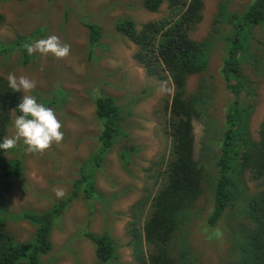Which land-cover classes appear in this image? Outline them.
<instances>
[{
  "label": "rangeland",
  "instance_id": "1",
  "mask_svg": "<svg viewBox=\"0 0 264 264\" xmlns=\"http://www.w3.org/2000/svg\"><path fill=\"white\" fill-rule=\"evenodd\" d=\"M203 1L202 20L189 35L204 43L208 64L189 77L187 96L199 95L202 90L199 106L203 112L193 121L195 155L210 177L217 173L224 118L235 97L231 88L241 87L237 79L226 83L221 71L229 55L244 73L241 79L245 89L253 90L257 99L249 130L253 139L260 137L264 119V19L257 25L247 22L246 10L255 0ZM169 12L168 1L158 11H150L144 7V0H0L4 19L0 45L11 52L0 53L3 86L8 85L10 72L37 81L29 95L45 106L57 97L53 109L65 133L64 140L43 155L28 153L22 141L7 152L11 163L19 161L21 175L12 178L13 189L4 205L6 230L15 242L34 243L37 226L24 216L51 209L53 203L74 194L52 224L51 251L39 253L36 264H137L134 239L143 235L141 227L151 213L153 197L162 185L172 153L165 105L174 88L169 77L147 74L136 58L137 45L117 24L132 20L140 27L166 19ZM89 24L100 29L95 42L89 40ZM53 34L71 45L66 59L34 53L27 62L15 52L25 43ZM19 95L22 99L23 90ZM107 96L114 97L119 106L121 132L98 165L95 157L101 147V123L96 99ZM16 116L12 111L6 137L15 134ZM81 169L85 173H80ZM236 180L244 188L242 198L214 227L205 223L214 194L213 186L205 184L195 215L177 228L169 242L167 251L177 264L236 263L224 257L231 254L239 258L235 250L238 241L224 226L241 227L247 221L246 201L259 189L250 170ZM88 184L93 187L85 198ZM56 188L65 190L66 195L57 198ZM89 230L113 237L115 259L103 262L96 256L95 245L86 234ZM153 250L146 245L142 250L145 258Z\"/></svg>",
  "mask_w": 264,
  "mask_h": 264
},
{
  "label": "trees",
  "instance_id": "2",
  "mask_svg": "<svg viewBox=\"0 0 264 264\" xmlns=\"http://www.w3.org/2000/svg\"><path fill=\"white\" fill-rule=\"evenodd\" d=\"M165 1L169 2L170 12L162 21H150L140 27L132 20L117 24V28L137 45L136 58L147 74L160 79L169 77L174 88L171 100L165 105L166 115L169 116L167 133L172 139V153L162 174V185L153 197L151 213L141 227L143 235L134 239L137 264H177L167 251L169 242L177 228L190 221L191 215H195L196 202L204 193L205 184H211L214 190L213 206L205 223L214 227L226 211L236 207L242 198L240 193L244 188L236 182V176L243 177L245 170H250L259 183V189L246 201L247 221L241 227L224 226L226 233L234 235L238 241L235 250L239 260L232 258L231 254L224 257L232 263L236 261L235 264H264V119L257 140L253 139L249 130L257 99L253 98V90L245 89L246 84L241 79L244 73L229 55L224 59L221 71L226 83L237 79L241 87L231 88L235 97L224 118L225 129L216 163L217 173L208 177L205 165L195 155L193 121L195 116L203 112L199 106L203 101L202 90L199 95L187 96L189 77L200 73L208 64L204 43L189 35V31L202 20L204 1L144 0V7L158 11ZM245 17L247 22L259 24L264 19V0H255L246 10ZM3 22L0 14V25ZM88 27L89 40L97 41L100 29L92 24ZM15 52H19L23 60L29 62L30 56L24 47L16 48ZM0 53L11 52L0 45ZM54 99L46 102V107L53 108L57 102ZM21 102L19 91H13L8 85L3 86L0 77V142L7 136L12 111L16 115L21 114L18 110ZM118 107L112 96L96 99L97 117L101 123L98 136L101 147L95 157L98 165L99 159L105 158L121 132ZM7 152L0 150V264H36L39 253L51 251L52 224L62 214L66 201L73 198L74 194L53 203L51 209L27 213L24 216L26 220L37 226L36 241L15 242L6 230V219L2 214L13 189L12 178L21 175V168L19 161L11 163L8 160ZM80 173L85 172L81 169ZM92 187L86 185L85 198L89 196ZM86 234L94 243L96 256L100 260L109 262L115 259V241L109 233L97 234L89 230ZM146 245L154 248L149 251L147 258L142 251Z\"/></svg>",
  "mask_w": 264,
  "mask_h": 264
},
{
  "label": "clouds",
  "instance_id": "3",
  "mask_svg": "<svg viewBox=\"0 0 264 264\" xmlns=\"http://www.w3.org/2000/svg\"><path fill=\"white\" fill-rule=\"evenodd\" d=\"M23 47L29 56L39 53L43 57L48 55L56 59H66L71 52V45L63 43L57 35H49L47 38L38 39L32 43H25ZM8 87L13 91L25 93L22 102L18 105L21 113L13 121L15 134L4 137L0 142V150L7 152L14 149L22 141L28 153L43 155L53 144L59 145L64 140L63 122L58 119L55 110L46 107L43 103L29 95L36 89L37 81L25 75L17 76L14 72L7 74ZM57 198L66 195L61 188L54 189Z\"/></svg>",
  "mask_w": 264,
  "mask_h": 264
}]
</instances>
